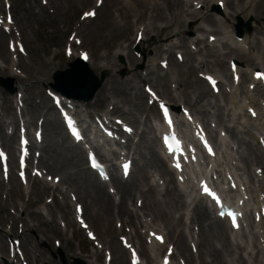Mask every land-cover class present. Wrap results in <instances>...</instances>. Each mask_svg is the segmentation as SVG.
Segmentation results:
<instances>
[{
  "label": "rangeland",
  "instance_id": "rangeland-1",
  "mask_svg": "<svg viewBox=\"0 0 264 264\" xmlns=\"http://www.w3.org/2000/svg\"><path fill=\"white\" fill-rule=\"evenodd\" d=\"M1 3V0H0ZM1 5V4H0ZM28 3L24 0H14V7H13V15L15 17V28L18 30V33L20 35V38L23 40L26 50H27V57L25 59H22V63L20 65V69L22 70L23 74L25 75V80L23 81V88L26 89L25 98H26V107L28 110V119H36L42 113L45 111H48L50 107V103L43 92V85L45 80L50 79V66L47 65V62L52 57V51L53 47L58 49V44L61 42L64 44L67 40L68 34L71 32V27L74 24V22L77 20V15L81 12H77L75 7L71 4H65L63 6L60 3V6H57L55 15L51 17V21H54L56 23V26H54V29L52 30L51 24H49L46 20L43 19V17H38L34 13V7H30L28 9ZM53 12V9H51ZM63 12L66 13V22H64V19L58 16H60ZM77 14L75 15V13ZM175 14H177V11H175ZM171 18L173 19L174 24H178L180 22V19L177 17L173 18V14L171 15ZM260 20H264V13L261 15V17H258ZM107 21V18L105 15L101 16L96 25L90 26L92 29L90 30L91 37L86 38V44H90L92 42L91 47H94L95 49L102 48L103 44L105 42V39L102 40L103 35L107 34L104 29L101 27L105 26V22ZM61 23H63V26H69L68 29L62 28ZM189 24V23H188ZM187 24V26H189ZM259 25L264 26V23L262 21H259ZM257 29V28H256ZM52 33V34H51ZM6 41L7 39L4 38L3 41H0V55L3 58V55L6 54ZM260 47L257 46V49ZM62 50V49H61ZM4 59V58H3ZM58 61L63 66L65 63V59L63 56L58 57ZM141 65V63H139ZM139 65L133 66L131 65V68H136ZM214 70H219L218 68ZM172 71H174L176 74L177 69L172 67ZM183 71V73L180 75V82L177 85L178 91H180L182 98H187L189 96H194V94L199 95V97L202 99L203 102L206 101V96L204 94V85L201 81H198L196 78V74H188L185 68H180V72ZM220 71V70H219ZM4 74V72L2 73ZM239 94V93H238ZM238 100H242L241 97H237ZM117 99L127 101L128 98L118 96ZM130 102V100H128ZM224 105V103H223ZM240 111V110H239ZM214 110L212 111V113ZM216 116L218 118H215L217 122L219 121L221 124H224L225 126H228L232 128V111L231 107H222V110H216ZM230 114V116H227ZM202 116L206 117V114H202ZM54 126V127H53ZM56 125H54L53 122H50L49 120L45 121L44 125V143H43V158L41 160V164L49 168L52 172L56 173L57 171L54 169L53 164H63L65 166V170H72L73 166L72 162L70 161V155L66 154L65 148L61 146L62 143L66 142L65 136L62 134V131L60 128H55ZM56 130V131H54ZM232 132H229V139L232 144L230 146H233V152L232 153L236 158L238 157V152H244V148H238L237 142L238 136L245 138L247 141H250L253 143V139L250 135L240 132L237 129H232ZM152 148H154V143H150ZM144 142L141 145V148L143 147ZM241 152V153H242ZM239 158V166L241 170L245 173L246 178L248 181H250L249 174L247 172V167H249V164L252 160H249V164L244 161V153L240 155ZM245 167V169H244ZM74 175V174H72ZM70 177L73 184L75 185V188L77 190L82 189L83 182L85 180L84 176L79 174L76 176H67ZM1 184V183H0ZM9 189L12 190V192H9ZM18 187L17 184L13 181L10 182V185L7 188L0 187V216L5 217V214L3 212V209H8L11 207L12 203H19V204H25V201L23 199H19L18 193H17ZM8 194V199L6 202H8V205H5L4 199H2V195L5 196L4 193ZM134 198V196H132ZM33 200L37 199L35 195H32L31 197ZM163 196H159V199H163ZM39 199V198H38ZM40 200V199H39ZM85 203V202H84ZM86 205V204H85ZM87 208V206H86ZM34 208L29 207L28 212L33 211ZM170 210V206L168 211ZM172 211V209H171ZM51 214L44 215V218L41 217H35V216H27V221L30 224H35V230L29 231L28 235L26 237V240L24 242L25 246L31 250L35 255L33 259H38L40 262H43L44 259H47V255L44 254L46 251H43L42 249L38 251L36 246V240L42 239L44 242H46L49 246L52 247V240L56 237L55 235H52L53 228H55V225L51 222L47 223L45 222L48 220H52L55 214L58 213L57 209H53L50 211ZM174 214V213H173ZM98 221V222H97ZM91 225L96 231V233L99 235L101 232H103L105 229L110 228L113 229V219L111 216V213L108 214V217L105 219V223L100 220H91ZM97 222V223H96ZM157 224L165 229V225L167 224L165 220H158L156 221ZM99 231V232H98ZM173 235V234H172ZM100 236V235H99ZM100 238H103L100 236ZM249 241H253V232L248 237ZM105 241V239H104ZM115 243L118 245V241L115 238ZM217 243V242H215ZM0 249L4 252H6V241L5 239L0 235ZM203 250V248H202ZM41 252V254H40ZM49 260V259H48ZM264 262V258L262 259ZM127 261V259H126ZM55 262V261H54Z\"/></svg>",
  "mask_w": 264,
  "mask_h": 264
},
{
  "label": "bare ground",
  "instance_id": "bare-ground-1",
  "mask_svg": "<svg viewBox=\"0 0 264 264\" xmlns=\"http://www.w3.org/2000/svg\"><path fill=\"white\" fill-rule=\"evenodd\" d=\"M49 1L50 2L53 1L54 3H57L58 6L60 3L61 4L67 3V4H73L74 6L81 8V7H86V6L92 7L96 3L97 0H49ZM106 2H107V7L105 9H101L102 8L101 7L100 8L101 10L99 9L100 13L101 12L104 13L105 11L106 12L110 11L111 13H113L112 10L115 9V13L118 12L120 14V18H121L122 23L118 22V23H114V25H112V24L106 25L107 36H106V40H105L103 46L110 45V43L114 44V42H116L120 38H122L125 40L124 42L128 43L127 48H129L135 42L134 41L131 43V39L128 38L127 35L131 34V31H133L136 28V25H139V26L142 25L144 19L146 20L147 18H149L151 16L153 18H155L156 20L162 19V11H163L162 5L165 4V6H168V5L172 6V4L174 3L173 0H123L122 2H121V0H104L103 4ZM178 2L180 3V0H178ZM259 2H260V5L258 6L257 11H260L263 8L262 5L264 4L263 0H260ZM196 16L197 15H193V17H196ZM159 30L163 33V37L166 40H168L169 37L171 35H173V32H169L170 30H168L167 26H165L163 28H159ZM198 30H200V29H198ZM135 31H137V35L140 34V35H142V37H145L146 39H148L150 37L151 31H154V29H151V27H149V26H141L139 29H136ZM135 35H136V32H135ZM104 39H105V35H103L102 40H104ZM148 45H150L149 40H148ZM184 46H185V42L181 41L180 47H184ZM115 47H117V45H115L114 48ZM118 47H120V46H118ZM171 49H173L172 44L169 46V50H167V53H170ZM154 51H155L156 55L159 52H162V46L155 47ZM239 51L240 50H235V52H232L231 54H233V55L238 54L240 57H242L241 54H243L244 52H239ZM92 56L95 58L94 61H99L101 59L107 60V58H110L113 56V52H109L107 55L103 56V55H99L98 53H95L94 51H92ZM88 61H89V59H88ZM89 66L92 70L96 69L95 67H93L91 65H89ZM102 68H105V66H103ZM105 70H107V69H105ZM10 75L16 78V75L11 74V73H10ZM135 78H137L136 80L140 81V78H138V77H135ZM173 106L175 107L176 103H174ZM163 164H164L163 162H159L157 165V170L159 171V173L161 175H163L166 178L167 176H169L170 172L164 167ZM173 202L175 203L174 204L175 208H178V206L176 205L177 203H181V205L186 204L184 201H179L178 199H175ZM152 204H154V203H152ZM120 205H124V204L119 203L118 206L116 207V210H118L120 208ZM124 207H125V205H124ZM91 211H92V209H91ZM108 211L109 210H106L104 208V211H103L104 215H107ZM159 211H160V215L163 216L162 215L163 212L161 210H159ZM119 212L121 213V212H123V210L119 209ZM124 213H126V215L129 218L139 217L138 214H136L137 212L133 213V211L130 210L128 207H125ZM91 214L97 220L101 215V213H98V212H92ZM169 217H170V220L167 223V225L169 226L170 230H173L181 222V217H179L178 219H176L174 221L172 220L171 216H169ZM102 219H103V217H101V221H102ZM209 219H210L209 210L205 206H203L202 204L196 205L195 206V217L193 218V221L195 222V224L199 225L203 229V244L202 245L204 246L206 253H208L209 255H216V256L221 258L222 256H224V254L220 251H216V249L214 247V243L212 242V239L215 238V239L221 240L224 243L225 242V236H224L225 228H224V226H219V224H216V223H214L213 225L209 224V225L204 227V225H203L204 222L209 220ZM215 222H219V221H215ZM144 227H146V225ZM156 248L157 249H155V250L149 249V251L151 253L150 259H152L153 261L159 258L158 251L160 250L159 249L160 247H156ZM228 248L229 247H227L225 252H227L229 255L232 256L233 251L229 250ZM116 254H118V256L115 259V264H125L123 252L122 253L116 252ZM87 264H91V263H87Z\"/></svg>",
  "mask_w": 264,
  "mask_h": 264
},
{
  "label": "snow or ice",
  "instance_id": "snow-or-ice-1",
  "mask_svg": "<svg viewBox=\"0 0 264 264\" xmlns=\"http://www.w3.org/2000/svg\"><path fill=\"white\" fill-rule=\"evenodd\" d=\"M89 15H92V13H89ZM165 118H167L166 115H165ZM158 239H159V238H158Z\"/></svg>",
  "mask_w": 264,
  "mask_h": 264
}]
</instances>
